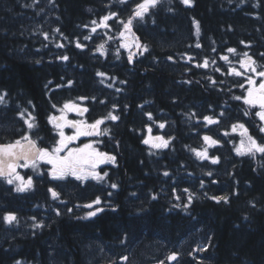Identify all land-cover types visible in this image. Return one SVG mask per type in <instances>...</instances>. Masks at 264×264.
<instances>
[{
	"label": "trees",
	"instance_id": "obj_1",
	"mask_svg": "<svg viewBox=\"0 0 264 264\" xmlns=\"http://www.w3.org/2000/svg\"><path fill=\"white\" fill-rule=\"evenodd\" d=\"M141 2L0 0V143L29 135L55 144L49 117L89 97L108 130L101 148L118 161L93 188L103 207L90 218L71 210L88 201L75 183L61 204L43 174L27 173L35 180L25 192L0 179V264H172L173 252V264H264V154L235 156L224 133L234 104L239 121H253L243 99L235 103L245 80L229 67L245 53L264 67V0H159L143 19L133 15ZM149 127L167 147L143 143ZM205 135L221 144L208 147ZM205 150L206 159L197 156Z\"/></svg>",
	"mask_w": 264,
	"mask_h": 264
},
{
	"label": "snow or ice",
	"instance_id": "obj_2",
	"mask_svg": "<svg viewBox=\"0 0 264 264\" xmlns=\"http://www.w3.org/2000/svg\"><path fill=\"white\" fill-rule=\"evenodd\" d=\"M124 2V0H122ZM181 2L185 5H191L192 0H181ZM159 3V0H143V2L138 3L136 5L134 11V17L143 19L144 16L149 12V10L155 7ZM115 15V14H112ZM112 16H105L102 18V26L107 27V21L111 19ZM96 24V21L92 22ZM132 19L130 18L127 23H124V28L126 31L131 32ZM197 31H199V24H196ZM93 32L96 31V28L93 27ZM121 38L127 40L125 34L121 32ZM47 38V37H45ZM87 39V37H86ZM62 46V45H61ZM81 45L77 44V47ZM197 47H201V45L197 44ZM123 48H129V43L125 42L121 44ZM136 47L139 48L141 45L136 43ZM100 49H103V45H100ZM145 51L147 48L145 46ZM229 52H235V49H228ZM264 55V54H262ZM244 59L240 61L241 68L246 71H250L255 73L258 77L261 78L260 83L257 85V81L252 77H247L248 87L246 89V95L244 97L237 96L235 99L240 100L243 99V102L251 107H258L260 111L256 112V115L259 119L264 122V71H257V68L254 66L255 61L248 56L247 53L244 54ZM62 59L67 60L68 57L64 56ZM129 61L132 60V55L130 54L128 57ZM191 59V57L189 58ZM221 59L228 60L227 56L221 57ZM198 67H207L208 61L205 60L203 65H197ZM219 71V69H217ZM230 74L234 76H243L244 73L237 70L236 68L230 69ZM100 76H104V73H98ZM215 83V81H213ZM241 88L244 87L243 84L240 85ZM83 99V98H81ZM4 101V96L0 95V103ZM55 107V105H54ZM88 111L86 108H80L78 105L72 102L65 103L63 108L60 109L61 115L59 117L52 116L49 117V122L53 123L54 126L59 129V137L60 139L57 141L56 145L49 150L48 148H40L37 147V144L34 140L31 139L29 135H24L20 139L16 140L14 143L9 144H0V178H4L8 184H16L15 191L17 192H25L32 188L33 180L31 177H28L25 180L18 172V167L28 168L32 167L36 169L38 167L39 162H44L46 164L51 165V169L49 171V175L54 180H64L65 178L72 176L76 180L86 181L88 179L93 180H103L107 173H104L103 176L100 175L96 171L97 167L101 164L115 162V157L111 156L107 153L98 151L93 144L88 143L84 144L82 147L71 148L69 145L79 139L81 136H93L100 135V125L104 123V119H97L93 124H87L85 121H73L67 119L68 112H76L77 114L83 115L84 112ZM247 114V113H246ZM23 116V113L20 114ZM223 115V113H221ZM149 119H151V114H148ZM34 117H31V120H34ZM107 119H111L112 121H116L119 119L118 116L113 115L112 113L108 114ZM207 124L218 123L217 120H214L210 116H205L203 118ZM28 129H33L36 125L28 120L25 121ZM65 127L75 129V133L70 136H66L63 129ZM161 128L164 127V124L160 125ZM237 129H240V135L244 137L241 140L240 146L237 147L236 152L238 155H254L255 153L264 154V143L258 142L251 135H248V129L245 128L243 124H234L232 126V130L235 132ZM108 130L104 129L106 133ZM151 128L148 129L149 136L147 139L143 140L145 145H150L153 148H165L168 146L169 141L165 140L163 137H155L151 136ZM261 132H264V127L260 129ZM227 135V133H225ZM206 144L210 146H214L218 144V141L213 139L211 136L205 135L203 137ZM61 153H65L61 155ZM197 156L201 159H206L208 154L207 151L197 152ZM23 161V163H20ZM218 158H213L212 163H217ZM164 175H168L167 172ZM211 175V173H209ZM113 188H116L117 185L112 184ZM49 192L52 195L53 199H57L59 197V193L54 189H49ZM191 199V197H190ZM217 202L223 200L227 202V197H213ZM94 204L100 203V198L97 197ZM93 205L89 204L86 207L91 208ZM101 209H97L100 211ZM96 212H89L88 216H94ZM16 216L12 213L6 214L3 217V220L11 224L16 220ZM42 226V225H37ZM169 260H175L176 255L173 254L168 257ZM163 264V262H161Z\"/></svg>",
	"mask_w": 264,
	"mask_h": 264
},
{
	"label": "flooded vegetation",
	"instance_id": "obj_3",
	"mask_svg": "<svg viewBox=\"0 0 264 264\" xmlns=\"http://www.w3.org/2000/svg\"><path fill=\"white\" fill-rule=\"evenodd\" d=\"M235 68L237 70H239V71L244 73L243 76H234V75H231V76L233 77V79L235 81H238L239 78H242V80H245V84H246L245 91H244L245 92L244 96H245L246 95V89L248 87L247 77L248 76H252V75L247 74L249 72L246 71L245 69L241 68V67H235ZM256 68L259 69V70L264 71V67H256ZM229 69H232V68L229 67ZM253 78L257 81V85H258L260 83L261 78L258 77L255 73H253ZM236 88H237V86H236ZM81 98H83V99H81ZM235 100H236L235 103H237V99H235ZM68 102L75 103L76 105L81 104V106H79L80 108L88 109V111L84 112L83 115L77 114L76 112H68V115H67V119L68 120L85 121L87 124H93L97 120V119L94 118L93 114L91 113V109H90V105H89V102H91V98H89V97H79L77 99L67 101L66 103H68ZM243 109H244L245 113H247L248 115H251L253 117V121L252 122H247L246 120L239 121V119H238V104H234V106L232 108V112H231L232 119L229 122L226 121L225 126H224L225 127L224 133H227V135H230V141L229 142H230L231 146L234 148V155L235 156L237 155L236 149H237V147H239L240 142H241L242 139H244V137H242L240 135V131H241L240 129H237L235 132L232 130V126L234 124H243L245 126V128L248 129V135H251L258 142L264 143V132L260 131V129L262 127H264V122H262L259 119V117L256 115V112L260 111V109L258 107H251V106H249L247 104H245V107ZM220 120H221V118L217 119L218 122H220ZM100 128H101V133L102 134L93 135V136H81V137H79V139L73 141L69 145V147H71V148L82 147L84 144H88V143H91L93 141H97L96 144H95L96 145L95 148L98 151L107 153V154H109L111 156H114L116 158V155L114 153H111V152L108 151L109 147H107L106 151L101 148L102 146L105 145L104 144L105 143L104 139L107 137V133L104 132V123L102 125H100ZM63 131H64L65 135H67V136L73 135L75 133V129L69 128V127H65L63 129ZM55 133L57 135V141H58L59 138H60L59 137V131L56 129ZM207 136H211L213 139L218 141V144H221L220 141H221L222 138H218V137L213 136V135H207ZM57 141H56V143H57ZM56 143L50 145L51 147H49V148H53L56 145ZM206 145L208 147H211L209 144H206ZM214 146H216V145H214ZM214 146H212V147H214ZM42 148H44V147H42ZM62 154L63 153H61V155ZM117 162L118 161H117V158H116L114 163L109 162V163L101 164V165H99L97 167L96 171L98 173H100V175L102 176L103 173L105 172V169L108 166L109 167L116 166ZM46 170L47 171L43 175H45L46 178H49L48 180L52 183L51 186L49 187V189L50 188L54 189L56 192L59 193V197L57 199H54L58 203L63 204L65 202V199L63 198L64 192L67 191L69 183L72 182V183H75L77 192L86 193V195L88 197V201H86V202H76L74 208L71 207V210L76 211L75 214L82 215L85 218H90V216H88V213L90 211L97 210V209H101L102 210L103 199L100 196H98L95 193V189H93L95 187V184L98 182L97 180L88 179L86 181H79V180H76L72 176H69V177L65 178L64 180H54L49 175V171L50 170H48V167H46ZM24 177H26V180H27L28 177L27 176H24ZM30 177L32 178V180L34 182L35 177H33V176H30ZM40 177H43V176L41 175ZM45 180H47V179H45ZM113 183L116 185L115 182H113ZM91 190H92V194L91 195L93 196V197H91L92 200H90V191ZM50 196L52 198L51 193H50ZM97 197L100 198V203L99 204H94L93 201H95L97 199ZM89 204H92L93 206L91 208L86 207V205H89ZM79 211H81V212H79ZM100 211H97L96 214H98Z\"/></svg>",
	"mask_w": 264,
	"mask_h": 264
},
{
	"label": "rangeland",
	"instance_id": "obj_4",
	"mask_svg": "<svg viewBox=\"0 0 264 264\" xmlns=\"http://www.w3.org/2000/svg\"><path fill=\"white\" fill-rule=\"evenodd\" d=\"M124 34H125V37H127V40H125L123 43H125V42H127V43H129V45H130V40L129 39H131V37H132V32H128V31H125L124 32ZM132 45H133V41H132ZM249 56V55H248ZM245 57H244V55L241 57V59H239L238 61H236L235 63H232V65L230 66L231 68H235V67H241L240 66V61L242 60V59H244ZM255 67H259L258 66V64H256L255 63V65H254ZM240 69V68H239ZM257 71H262V70H259V69H257ZM249 73H247V74H250V75H252V77H253V73L252 72H250V71H248ZM78 106H81V104H78ZM83 106V105H82ZM63 108V107H62ZM61 115V112H59V113H57V114H55V115H53V116H56V117H58V116H60ZM67 115H68V113H67ZM53 124V123H52ZM53 126H54V124H53ZM55 127V126H54ZM149 128H151V127H149ZM148 128V129H149ZM55 129H57L56 127H55ZM58 131H59V129H57ZM151 136L153 137V138H155V137H163L165 140H167L166 139V137L162 134V133H159V132H156V131H154L152 128H151ZM67 136V135H66ZM148 136H149V132L147 131V135H146V139L148 138ZM60 139V138H59ZM96 142L97 141H93V142H91V144H93V146L94 147H96ZM240 146V145H239ZM46 148H48L49 150H51L52 148H49V147H46ZM65 153H63L62 155H64ZM46 167H48V170H50L51 169V165H49V164H46V163H44V162H39V164H38V167L36 168V169H33L32 167H28V168H23L22 167V170H21V172L19 173L22 177H24V176H26V173H38V174H45V172L47 171L46 170ZM25 178V180H26V177H24ZM7 182V181H6ZM8 184V183H7ZM9 185H14L15 187H16V184L15 183H13V184H9ZM90 212H97V210H93V211H90Z\"/></svg>",
	"mask_w": 264,
	"mask_h": 264
},
{
	"label": "water",
	"instance_id": "obj_5",
	"mask_svg": "<svg viewBox=\"0 0 264 264\" xmlns=\"http://www.w3.org/2000/svg\"><path fill=\"white\" fill-rule=\"evenodd\" d=\"M100 132H101V128H100ZM32 140H34L35 142H36V144H37V147H40L41 148V146H40V144L38 143V141L36 140V139H34V138H31ZM15 141H9V142H4V143H0V144H9V143H14ZM20 163H23V161H21ZM20 169H21V167H18L17 168V172L19 173V171H20ZM0 179H4V178H0ZM0 188H1V182H0ZM173 254H175L176 255V259L175 260H169V262L170 263H175L178 259H179V257H180V253H178V252H173V253H170V255L169 256H171V255H173ZM168 256V257H169Z\"/></svg>",
	"mask_w": 264,
	"mask_h": 264
},
{
	"label": "bare ground",
	"instance_id": "obj_6",
	"mask_svg": "<svg viewBox=\"0 0 264 264\" xmlns=\"http://www.w3.org/2000/svg\"><path fill=\"white\" fill-rule=\"evenodd\" d=\"M49 147H51V146H49Z\"/></svg>",
	"mask_w": 264,
	"mask_h": 264
}]
</instances>
